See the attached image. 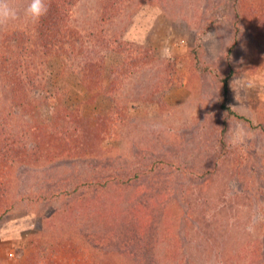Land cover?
<instances>
[{
  "label": "rangeland",
  "instance_id": "obj_1",
  "mask_svg": "<svg viewBox=\"0 0 264 264\" xmlns=\"http://www.w3.org/2000/svg\"><path fill=\"white\" fill-rule=\"evenodd\" d=\"M46 3L0 28V264H264V0Z\"/></svg>",
  "mask_w": 264,
  "mask_h": 264
},
{
  "label": "clouds",
  "instance_id": "obj_2",
  "mask_svg": "<svg viewBox=\"0 0 264 264\" xmlns=\"http://www.w3.org/2000/svg\"><path fill=\"white\" fill-rule=\"evenodd\" d=\"M48 12L46 0H0V28L14 24L16 21L23 19L25 22L36 24ZM162 56L171 57L170 50L162 48ZM229 140L233 144H241L247 138V132L239 126L229 127ZM259 215V210H257ZM255 217L249 230L254 229Z\"/></svg>",
  "mask_w": 264,
  "mask_h": 264
},
{
  "label": "trees",
  "instance_id": "obj_3",
  "mask_svg": "<svg viewBox=\"0 0 264 264\" xmlns=\"http://www.w3.org/2000/svg\"><path fill=\"white\" fill-rule=\"evenodd\" d=\"M53 7V5H51ZM38 28H40V30H43L44 32L46 31V27H44V25L41 23L38 24ZM45 28V30H44ZM49 29V28H47ZM39 30V31H40ZM231 73H229V75L223 80L222 82V90H223V94L226 96V94H228V80L231 77ZM223 112L226 114V118L223 119V121L221 122V136L223 137L225 135V133L227 132V119H229L230 117L233 118L237 117L239 120L247 122L246 119L242 116H236L235 113L229 109L228 107H226L225 105L222 106ZM258 128L261 129L264 132V125L263 124H259ZM221 146L223 147V149L225 148V143H224V137L223 139H221L220 141ZM6 140H4V138L1 136L0 134V158L4 157H11L13 160L17 159V155L14 154V148L11 147H6ZM1 160V159H0ZM62 256V255H61ZM61 256L59 257V259L61 258ZM58 260L57 263H52V264H78L77 263V259L74 261L72 259L74 258H70L68 261L66 260V263H64L62 260Z\"/></svg>",
  "mask_w": 264,
  "mask_h": 264
}]
</instances>
